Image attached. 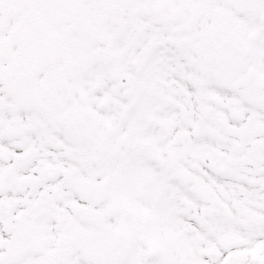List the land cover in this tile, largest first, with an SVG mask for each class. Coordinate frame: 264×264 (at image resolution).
<instances>
[{
	"label": "snow or ice",
	"instance_id": "6c2138e0",
	"mask_svg": "<svg viewBox=\"0 0 264 264\" xmlns=\"http://www.w3.org/2000/svg\"><path fill=\"white\" fill-rule=\"evenodd\" d=\"M0 264H264V0H0Z\"/></svg>",
	"mask_w": 264,
	"mask_h": 264
}]
</instances>
